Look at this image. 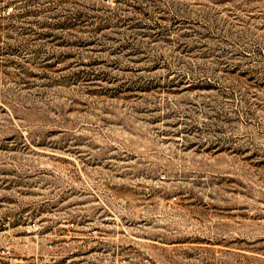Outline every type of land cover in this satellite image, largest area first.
<instances>
[{
	"label": "rangeland",
	"instance_id": "rangeland-1",
	"mask_svg": "<svg viewBox=\"0 0 264 264\" xmlns=\"http://www.w3.org/2000/svg\"><path fill=\"white\" fill-rule=\"evenodd\" d=\"M0 264H264V0H0Z\"/></svg>",
	"mask_w": 264,
	"mask_h": 264
}]
</instances>
